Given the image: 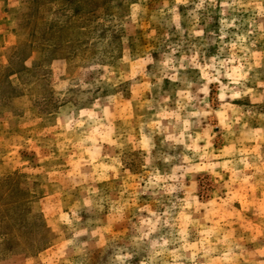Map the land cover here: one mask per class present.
Returning a JSON list of instances; mask_svg holds the SVG:
<instances>
[{
    "label": "rangeland",
    "instance_id": "1",
    "mask_svg": "<svg viewBox=\"0 0 264 264\" xmlns=\"http://www.w3.org/2000/svg\"><path fill=\"white\" fill-rule=\"evenodd\" d=\"M0 264H264V0H0Z\"/></svg>",
    "mask_w": 264,
    "mask_h": 264
},
{
    "label": "clouds",
    "instance_id": "2",
    "mask_svg": "<svg viewBox=\"0 0 264 264\" xmlns=\"http://www.w3.org/2000/svg\"><path fill=\"white\" fill-rule=\"evenodd\" d=\"M202 2H203V0H202ZM240 2V0H233V3H239ZM200 5H197V7H199ZM173 11H175L174 9H173ZM176 19L178 20L179 18L178 17H176ZM222 23H224L223 21H222ZM178 27H179V25H177ZM201 33H199V32H197L196 33V35H200ZM241 39H242V37H241ZM232 47L233 48H235V45H232ZM214 60H215V57L213 58ZM193 60H195V56L193 57ZM164 63L165 64H170L171 63V59L169 58L168 60H165L164 61ZM225 63L226 62H223V61H221L220 62V64H221V66H224L225 65ZM181 66H183V65H181ZM197 67H199V65L197 64L196 65ZM201 71L202 72H204V69H201ZM206 75V74H205ZM246 75V74H245ZM173 80H175L176 79V77L175 76H173V77H171ZM219 79V77L218 76H214V77H211V79H209V83H211V80H218ZM232 82H234V83H240V80L239 79H234ZM202 91H204L205 92V96L207 97V92H208V88H207V85H205L202 89H201ZM227 90V85H221V89H220V94H219V99L220 100H224V94H225V91ZM249 91H251L250 89H249ZM180 95H182V96H186L189 100L192 98L191 97V95L189 94V93H187V92H182V93H180ZM232 95H233V97L235 98V97H239L240 95H241V93L240 92H233L232 93ZM206 102V101H205ZM209 113H207V112H203L202 110L201 111H199V112H196V111H194V112H191V113H189V115L190 116H198V115H208ZM218 115H222V113H217ZM221 123H223V121H221ZM184 131L186 132L187 130H188V127H189V122L187 121V120H185L184 121ZM207 133H205V135H206ZM183 136V133H181V137ZM200 138H202V137H196L195 139H200ZM189 139L191 140V139H193L192 137H189ZM179 142H181V143H183L184 141H183V139H180L179 140ZM186 147H191V145H186ZM184 159L185 160H187V161H190L191 160V157H189V156H185L184 157ZM193 184H195V182L193 181ZM172 189H170V191H171ZM165 223H167V221H165ZM77 235H80V233H77ZM168 241H165V243H167ZM67 244H72V240H68L67 241Z\"/></svg>",
    "mask_w": 264,
    "mask_h": 264
}]
</instances>
